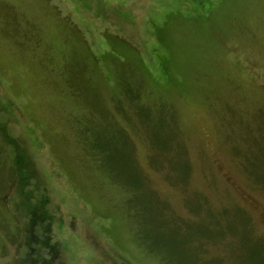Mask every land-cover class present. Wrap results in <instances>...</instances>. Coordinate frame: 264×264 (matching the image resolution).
<instances>
[{"label": "rangeland", "instance_id": "rangeland-1", "mask_svg": "<svg viewBox=\"0 0 264 264\" xmlns=\"http://www.w3.org/2000/svg\"><path fill=\"white\" fill-rule=\"evenodd\" d=\"M261 179L264 0H0V264H264Z\"/></svg>", "mask_w": 264, "mask_h": 264}, {"label": "trees", "instance_id": "trees-1", "mask_svg": "<svg viewBox=\"0 0 264 264\" xmlns=\"http://www.w3.org/2000/svg\"><path fill=\"white\" fill-rule=\"evenodd\" d=\"M117 134V133H116ZM125 142V141H124ZM126 144V143H125ZM101 150H103V141L101 142L100 147L96 150L97 153L101 152ZM102 153V152H101ZM103 154V153H102ZM130 156V155H129ZM110 158V157H109ZM130 158V157H129ZM113 159V157L111 158ZM107 160H108V156H107ZM261 183H264V179H261ZM147 193H145L143 196H145ZM162 223V222H161ZM43 264H53L51 261H44Z\"/></svg>", "mask_w": 264, "mask_h": 264}]
</instances>
